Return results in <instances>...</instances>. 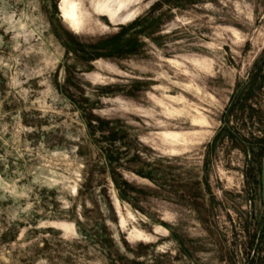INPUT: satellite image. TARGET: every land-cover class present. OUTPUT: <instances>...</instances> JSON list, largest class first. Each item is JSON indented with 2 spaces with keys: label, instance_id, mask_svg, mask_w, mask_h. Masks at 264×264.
<instances>
[{
  "label": "rangeland",
  "instance_id": "1",
  "mask_svg": "<svg viewBox=\"0 0 264 264\" xmlns=\"http://www.w3.org/2000/svg\"><path fill=\"white\" fill-rule=\"evenodd\" d=\"M137 18L131 55L66 50ZM263 143L264 0H0V264H262Z\"/></svg>",
  "mask_w": 264,
  "mask_h": 264
},
{
  "label": "trees",
  "instance_id": "2",
  "mask_svg": "<svg viewBox=\"0 0 264 264\" xmlns=\"http://www.w3.org/2000/svg\"><path fill=\"white\" fill-rule=\"evenodd\" d=\"M142 19L143 18H137L126 26H120L119 31H117L116 33L109 36L100 37L94 42L88 44L78 42L75 35L63 28L61 30L68 41L74 43V46L65 42L64 45L66 47V50L72 52L73 54H83L87 50L90 55V60L97 57L131 55L139 46V41L135 32L128 33V31L138 25ZM154 21L155 20H151L149 25H152ZM109 123L110 122L108 120L101 119L100 117L95 116L90 112L88 113V118L86 121L88 132L92 134L97 129H103L106 131L104 138H106L108 142H114V140L117 138L116 133L115 131H113V128L110 127ZM117 157L118 156H115L110 149H106V166L110 167L112 163L117 160ZM136 173L140 176L150 179L151 181H155L151 171L137 170ZM109 174L117 189L119 198L133 203V198L132 195H130V192H138L139 190L111 167L109 169ZM105 200L107 202V209L112 214V219L115 221L116 217L114 216V209L108 196L105 197ZM75 224L79 226V221L75 220ZM15 234L16 232H13V235L10 238L13 239L15 237ZM6 235L7 232L2 233V237H6ZM98 236L100 242L103 245H107L112 242L110 233L108 232V228L106 225H101ZM124 243H126V241H124ZM126 246H128L127 243ZM121 259L125 261V264H140V262L136 259H127L126 257H121Z\"/></svg>",
  "mask_w": 264,
  "mask_h": 264
},
{
  "label": "water",
  "instance_id": "3",
  "mask_svg": "<svg viewBox=\"0 0 264 264\" xmlns=\"http://www.w3.org/2000/svg\"><path fill=\"white\" fill-rule=\"evenodd\" d=\"M260 188H261V198L264 209V143H263V156L261 160V169H260ZM262 264H264V258Z\"/></svg>",
  "mask_w": 264,
  "mask_h": 264
},
{
  "label": "bare ground",
  "instance_id": "4",
  "mask_svg": "<svg viewBox=\"0 0 264 264\" xmlns=\"http://www.w3.org/2000/svg\"><path fill=\"white\" fill-rule=\"evenodd\" d=\"M64 15L73 21L77 20V11H76V6L75 5H70L65 11H64Z\"/></svg>",
  "mask_w": 264,
  "mask_h": 264
}]
</instances>
